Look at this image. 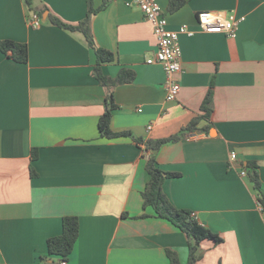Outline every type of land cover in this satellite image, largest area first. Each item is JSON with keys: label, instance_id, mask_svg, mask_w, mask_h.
Returning a JSON list of instances; mask_svg holds the SVG:
<instances>
[{"label": "crops", "instance_id": "crops-1", "mask_svg": "<svg viewBox=\"0 0 264 264\" xmlns=\"http://www.w3.org/2000/svg\"><path fill=\"white\" fill-rule=\"evenodd\" d=\"M126 1L92 0L95 42L115 57L101 64L103 73L135 72L115 87L111 119L114 131L132 136L107 138L99 130L107 92L94 75L96 52L82 32L50 21L78 24L89 0H34L38 27L25 0H0V41L29 50L22 63L0 49V264H60L47 240L62 233L66 215L80 221L66 264H169L167 249L187 264V234L143 206L150 176L135 138L179 133L202 114L210 90L211 118L157 151L161 169L178 174L163 190L223 238L202 241L197 264H264V211L247 169L249 161L258 165L264 192V0H184L176 10L158 0L171 29L194 32L179 35L181 89L173 101L165 98L164 67L147 62L158 47L153 25ZM201 11L244 19L230 37L203 30Z\"/></svg>", "mask_w": 264, "mask_h": 264}, {"label": "trees", "instance_id": "trees-1", "mask_svg": "<svg viewBox=\"0 0 264 264\" xmlns=\"http://www.w3.org/2000/svg\"><path fill=\"white\" fill-rule=\"evenodd\" d=\"M27 6L32 11L37 9L33 8L34 0H25ZM184 0H171L170 9L176 10L180 8ZM89 11L86 17L78 24H68L55 16H50V21L70 31H80L84 34L90 47L94 48L97 55V65L94 69V75L99 80L102 86L106 89V110L99 120V130L103 137L116 138L121 136H132L129 131H114L111 127V119L113 111L118 107L114 99V89L116 86L128 83L134 80V70L123 67L119 70L116 77H111L103 73L101 64L111 62L115 59L113 52L108 49L97 46L91 31L92 15L98 10L93 8L92 0H89ZM102 5L99 9L104 8ZM41 12V11H40ZM39 13V12H38ZM0 49L8 57L16 60L17 62L25 63L29 58L28 45L26 43L16 42L13 40H1ZM202 114H199L188 125L183 127L179 133L171 136L157 139L147 140L135 138L137 144L144 145V151L147 154L146 169L149 173V181L146 188L142 192L144 208L150 206L154 209V215L166 218L174 225L178 226L188 236L189 242V257L187 264H197L201 258V243L204 240H211L214 243L222 242L223 238L218 233L214 232L208 226L201 223L197 215L188 209H181L175 207L166 193L163 190V183L166 178L177 176V173L166 172L161 169L157 161V151L165 144L179 141L180 139L195 133L199 130L198 124L202 120H208L213 113V91L210 90L204 104L202 106ZM207 129V128H206ZM37 157V151L33 152V158ZM248 175L252 180L254 187L258 191V200L264 211V192L262 191V181L258 172V165L255 162H248L247 164ZM142 217L148 216L143 213ZM63 230L62 233L56 236L49 237L47 240L49 254L56 256L59 260H67L72 254L75 244L80 235V221L78 216L66 215L63 217ZM169 257V264H182L178 254L171 249H167ZM45 259V257H44Z\"/></svg>", "mask_w": 264, "mask_h": 264}, {"label": "built area", "instance_id": "built-area-1", "mask_svg": "<svg viewBox=\"0 0 264 264\" xmlns=\"http://www.w3.org/2000/svg\"><path fill=\"white\" fill-rule=\"evenodd\" d=\"M127 5L138 6L145 17L152 23L154 33L158 40V47L153 57L148 58V63H160L166 72V80L163 84L165 98L167 101H173L180 92L181 85L176 79V75L182 71V49L179 42V35L187 33L192 35L194 32L183 25L178 30L169 27L167 13L162 8L158 0H129ZM30 24L33 27L41 25V16L37 11L30 14ZM243 17H237L235 13L222 15L212 11H201L198 14V22L201 28L207 32L225 33L227 36L235 37L239 23ZM152 125L148 126L150 130ZM236 154H232L235 158ZM195 213V212H194ZM60 264H66V260L60 261Z\"/></svg>", "mask_w": 264, "mask_h": 264}]
</instances>
